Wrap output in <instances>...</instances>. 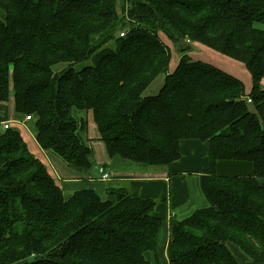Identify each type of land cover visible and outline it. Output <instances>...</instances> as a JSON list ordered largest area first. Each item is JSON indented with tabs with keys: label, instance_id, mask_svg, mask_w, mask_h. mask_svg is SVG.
<instances>
[{
	"label": "trees",
	"instance_id": "obj_1",
	"mask_svg": "<svg viewBox=\"0 0 264 264\" xmlns=\"http://www.w3.org/2000/svg\"><path fill=\"white\" fill-rule=\"evenodd\" d=\"M126 1L0 0V102L13 97L16 113L35 119L39 146L83 169L91 149L74 109L92 114L111 158L167 166L181 141L206 142L208 206L171 222L169 264H242L230 245L264 264V0ZM161 34L180 55L173 71ZM190 42L244 64L250 93L192 58ZM219 161L251 162L254 175L219 176ZM108 194L66 198L20 132L4 130L0 264H152L158 202L124 187Z\"/></svg>",
	"mask_w": 264,
	"mask_h": 264
},
{
	"label": "crops",
	"instance_id": "obj_2",
	"mask_svg": "<svg viewBox=\"0 0 264 264\" xmlns=\"http://www.w3.org/2000/svg\"><path fill=\"white\" fill-rule=\"evenodd\" d=\"M4 17L3 12L0 19ZM194 53L193 51L189 54ZM73 116L84 124L80 136L91 149L88 157L90 168L87 169L68 165L57 154L42 149L36 139L35 119L19 116L15 111L13 97L7 102H0V134L4 132L3 125L7 123L11 124V128L17 129L31 154L46 166L66 198L72 197L78 191L92 190L104 200H113L115 197L110 196L108 191L124 187L131 197L157 201L153 215L162 219L163 224L158 233L156 249L147 254V259L152 264H169L167 248L171 238V222L187 219L197 210L208 206L200 177L209 167L207 143L199 139L181 141V158L167 166L134 163L109 156L90 112L74 109ZM99 166H105L111 172V180H100ZM216 173L227 177L253 176L254 164L219 161L216 164ZM230 248L240 263L254 264L237 246L230 245Z\"/></svg>",
	"mask_w": 264,
	"mask_h": 264
},
{
	"label": "rangeland",
	"instance_id": "obj_3",
	"mask_svg": "<svg viewBox=\"0 0 264 264\" xmlns=\"http://www.w3.org/2000/svg\"><path fill=\"white\" fill-rule=\"evenodd\" d=\"M119 10L122 9L123 5L126 6V0H117ZM3 10L0 9V16H3ZM5 14V13H4ZM128 15L125 16L127 19ZM160 39L162 42L169 48L171 51L172 61H171V71L175 69L177 63L179 61L180 55L178 50L171 44V42L163 35H160ZM192 48H190V52H195L194 55H191L192 58L197 60H202L207 62L208 64L215 66L222 71L232 75L233 77L241 80L244 83L245 91L247 95L250 93L252 88V81L251 76L246 69V66L238 61L230 59L229 57L223 56L199 43H191ZM189 44V45H190ZM196 50V51H195ZM77 69H81L82 67H76ZM164 78L163 76L159 77L145 92L146 96L156 95L161 87L163 86ZM263 87H264V80H263ZM252 104V103H251ZM250 104V108L253 109V106ZM112 176V175H111ZM112 178V177H111Z\"/></svg>",
	"mask_w": 264,
	"mask_h": 264
},
{
	"label": "built area",
	"instance_id": "obj_4",
	"mask_svg": "<svg viewBox=\"0 0 264 264\" xmlns=\"http://www.w3.org/2000/svg\"><path fill=\"white\" fill-rule=\"evenodd\" d=\"M127 34V32H123L120 34L121 37H124L125 35ZM248 101V104H251L252 103V100L251 99H247ZM29 118V117H28ZM11 128V124L7 123V124H4L3 125V129L4 130H7ZM98 173L100 175V180L101 181H109L111 180V172H109L105 166H99V169H98Z\"/></svg>",
	"mask_w": 264,
	"mask_h": 264
}]
</instances>
